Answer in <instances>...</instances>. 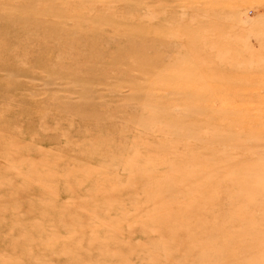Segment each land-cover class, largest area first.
<instances>
[{"label":"rangeland","instance_id":"374dc122","mask_svg":"<svg viewBox=\"0 0 264 264\" xmlns=\"http://www.w3.org/2000/svg\"><path fill=\"white\" fill-rule=\"evenodd\" d=\"M0 264H264V0H0Z\"/></svg>","mask_w":264,"mask_h":264},{"label":"bare ground","instance_id":"6f19581e","mask_svg":"<svg viewBox=\"0 0 264 264\" xmlns=\"http://www.w3.org/2000/svg\"><path fill=\"white\" fill-rule=\"evenodd\" d=\"M49 2H51V1H49ZM66 3V2H65ZM24 4V3H23ZM62 8H64V7H62ZM65 9V8H64ZM71 9V8H70ZM53 10V9H52ZM72 10V9H71ZM70 10V11H71ZM66 10H64V11H62V12H46V15L47 16H49V18H57V19H59V20H61V21H63V20H68V19H70V18H72L73 20H74V22L76 21V20H79V18H76V19H74L73 17H70V16H68L67 14H69V13H67L66 14ZM69 12V11H68ZM72 15V14H71ZM78 15V14H77ZM67 17H68V19H67ZM200 53V52H199ZM184 76V75H183ZM207 76V75H206ZM175 116V115H174ZM173 117V116H172ZM176 117V116H175ZM164 124V123H163ZM141 126V125H140ZM175 126V125H174ZM144 127V126H143ZM171 127H173L172 125H171ZM177 128V127H176ZM175 128V129H176ZM181 128V127H180ZM143 129V128H142ZM149 130V129H148ZM134 132V131H133ZM148 132V131H147ZM203 136H204V134H203ZM138 137V136H137ZM130 138V137H129ZM206 139V138H205ZM112 142V141H111ZM135 142V141H134ZM115 143V142H114ZM191 145V144H190ZM191 148V147H190ZM187 149V148H186ZM185 149V150H186ZM191 152V151H190ZM141 155V154H140ZM182 155V154H181ZM179 156V154L178 155H176L174 158H173V160H177V159H179L180 157L182 158V157H185V155H183V156ZM142 157H143V155H141ZM190 158V157H189ZM195 158V157H194ZM197 158V157H196ZM195 158V159H196ZM191 159H193V158H191ZM134 160V159H133ZM188 173H186V175H187ZM185 175V176H186ZM189 176V175H188ZM192 176H194V174L192 175ZM192 176H190V177H186L185 179H184V181L188 184L189 182L190 183H192L193 184V180H194V177H192ZM178 177V175L177 174H175L174 176H172V178H177ZM184 178V177H183ZM169 181V180H168ZM189 181V182H188ZM183 182V181H182Z\"/></svg>","mask_w":264,"mask_h":264}]
</instances>
